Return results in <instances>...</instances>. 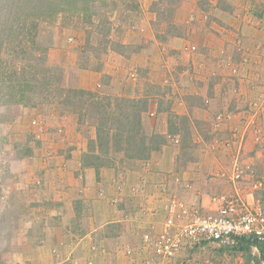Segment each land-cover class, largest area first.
I'll return each instance as SVG.
<instances>
[{
    "label": "rangeland",
    "instance_id": "rangeland-1",
    "mask_svg": "<svg viewBox=\"0 0 264 264\" xmlns=\"http://www.w3.org/2000/svg\"><path fill=\"white\" fill-rule=\"evenodd\" d=\"M15 3L16 0H12L11 5ZM85 5L86 14L82 10L57 11L48 18L39 19L36 45L44 54L46 63L62 71L61 84L66 88L70 87L66 81V69H100L109 59L120 56L129 59L140 47L135 34L145 32L140 29L145 19L155 18L152 19L153 31L163 39L161 31L164 28L171 34L181 33L184 29L176 20L182 21L188 14L195 16L196 10L199 16L217 7L222 11L221 15L228 17L225 19L228 23L221 26L235 33V44L230 54L236 61L237 75H218L215 72L206 82L219 78L221 82L237 85L240 82L238 78L244 76L243 69L247 63L256 68L244 78L254 80L257 76L253 90L258 94L253 98H237L234 92H229L233 95L227 93L225 95L229 98H212V104H204L199 98L201 95L184 94L191 104L208 108L209 119H194L169 112V130L177 139L174 144L178 149V166L191 172L186 177L185 188L190 191L195 185L212 197V205L214 198L235 196L264 207V0H87ZM8 10V0H0V25ZM210 16L208 14V19ZM1 34L2 41L13 38ZM252 37L253 40H249ZM243 38L248 40L243 42ZM256 42L263 44L262 51L246 49ZM237 47L250 53L247 59L240 56ZM1 58L5 62H13L6 54ZM118 62L124 70L133 67L131 72L123 71L119 82L124 76L136 77L142 88L135 96L147 100V105L150 98H167L166 93L172 92L171 79H159L158 82L155 77H150V80L139 63L131 66L129 61L122 62V58ZM187 82L190 83L189 79ZM4 84L0 76V264H33L37 256H43L40 246L50 236L49 229L58 222L52 201L37 195L40 187L46 190L39 164L46 153L54 149L55 141L62 134V116L72 113L76 120L78 116L70 107L56 101L54 96L41 98L31 94L35 105L16 104L14 100L17 98L4 94ZM92 91L112 97L125 96L104 88ZM161 106L164 109L168 107L166 99H162ZM78 125L88 142V132H95V123L84 118ZM158 139L154 138L153 142ZM25 146H31L32 153L20 157L19 152ZM111 156L115 155L112 153ZM128 161L123 158L120 163L123 165ZM192 163H197L196 167ZM190 165L192 169L188 168ZM189 191L184 194L190 196ZM178 200L188 203L185 198ZM70 226L72 229L67 238L74 240L83 233L79 214ZM105 230L110 234L116 232L115 225H109ZM254 246L251 245L247 252L212 243L203 249L184 252L176 264H260L264 260V247L256 251Z\"/></svg>",
    "mask_w": 264,
    "mask_h": 264
},
{
    "label": "crops",
    "instance_id": "crops-1",
    "mask_svg": "<svg viewBox=\"0 0 264 264\" xmlns=\"http://www.w3.org/2000/svg\"><path fill=\"white\" fill-rule=\"evenodd\" d=\"M221 12L214 7L198 16L196 10L195 16L188 14L182 21L176 20L184 29L181 33L171 34L164 28L161 31L163 39L153 31L152 19L155 18L145 19L140 28L145 32L135 34L140 47L129 59L119 57L122 62L129 61L131 66L139 63L146 70L148 79L155 77L158 82L159 79H171L170 85L173 86L172 92L166 93L167 98H162L168 103L166 109L161 106V98H150L147 110L142 113L145 134H160L165 139L148 159L130 160L123 165L117 159L111 165L96 170L82 161L87 137L79 128L75 115L68 113L62 116V134L55 141L54 149L49 150L39 164L46 190L40 187L37 192L39 198L52 201L58 222L49 229L50 236L40 246L43 256H37L33 264H136L140 256L127 255L125 249L139 244L143 232L161 229L166 208L172 199L181 197L188 200V204L210 207L212 197L207 193L195 185L190 191L185 188L186 177L191 172L177 164L178 149L174 144L177 139L169 132L168 115L171 112L194 119H209L208 108L188 102L183 96L187 93L201 95L199 98L204 104H212V98H229L225 95L232 96L229 92H234L237 98H253L258 94L253 90L257 76L254 80L244 78L250 76L255 67L247 63L243 69L244 76L238 78L240 82L237 85L221 82L219 78L206 82L215 72L218 75H237L236 61L230 54L235 44V33L221 26L228 23L225 21L228 17ZM208 14L211 15L209 19ZM247 40L243 38V42ZM256 44L246 49L262 51L263 44ZM238 49L240 56L247 59L250 53ZM116 59L104 61L100 69H66L67 85L89 90L104 88L136 97L142 84H137L136 77L125 76L119 82L123 71L131 72L133 67L124 70ZM177 67L180 68L175 69ZM124 81L125 84L122 83ZM88 133L89 138L95 137L94 130ZM192 164L193 167L197 165ZM188 168L192 169V166ZM186 191L191 197L184 194ZM78 214L82 218L83 233L72 240L67 237L72 229L71 222ZM109 225H115L116 232L110 234L109 230L106 231Z\"/></svg>",
    "mask_w": 264,
    "mask_h": 264
},
{
    "label": "trees",
    "instance_id": "trees-1",
    "mask_svg": "<svg viewBox=\"0 0 264 264\" xmlns=\"http://www.w3.org/2000/svg\"><path fill=\"white\" fill-rule=\"evenodd\" d=\"M86 1L16 0L12 6V0H8L9 10L0 25V38L3 37L1 32L8 38L13 37L6 41L0 39V76L5 81L4 94L17 98L14 100L16 104L26 106L35 105L31 94L41 98L54 96L57 97L56 101L70 107L77 114L78 123L84 121V118L92 119L95 123V137L88 140L82 161L94 166L96 170L111 165L117 159L146 160L164 143L162 135L147 136L144 132L141 116L147 110V100L112 97L92 90L63 87L62 71L49 66L36 45L39 19L48 18L57 11L82 10L86 14ZM27 44L31 47L25 48ZM3 54L10 56L13 62H5L1 58ZM154 138L159 139L153 142ZM19 153L20 157L29 156L32 147L25 146ZM112 153L115 156L112 157ZM251 245L263 249L262 243L253 235L241 236L233 249L248 252Z\"/></svg>",
    "mask_w": 264,
    "mask_h": 264
},
{
    "label": "built area",
    "instance_id": "built-area-1",
    "mask_svg": "<svg viewBox=\"0 0 264 264\" xmlns=\"http://www.w3.org/2000/svg\"><path fill=\"white\" fill-rule=\"evenodd\" d=\"M213 200V205L211 199V206L205 208L172 199L161 229L143 232L140 243L126 248V254L139 255L136 264H176L186 251L212 243L232 249L245 235H253L264 247L262 205L235 196ZM254 249L259 247L255 245Z\"/></svg>",
    "mask_w": 264,
    "mask_h": 264
}]
</instances>
